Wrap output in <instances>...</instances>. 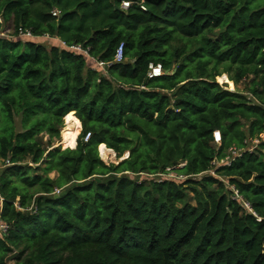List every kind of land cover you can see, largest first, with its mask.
<instances>
[{
  "label": "trees",
  "instance_id": "trees-1",
  "mask_svg": "<svg viewBox=\"0 0 264 264\" xmlns=\"http://www.w3.org/2000/svg\"><path fill=\"white\" fill-rule=\"evenodd\" d=\"M122 1L0 0V264H264V0Z\"/></svg>",
  "mask_w": 264,
  "mask_h": 264
},
{
  "label": "built area",
  "instance_id": "built-area-1",
  "mask_svg": "<svg viewBox=\"0 0 264 264\" xmlns=\"http://www.w3.org/2000/svg\"><path fill=\"white\" fill-rule=\"evenodd\" d=\"M133 4H135V2H132V1H130V0H123V1L121 2V6H120V7H121V9L126 10V9H128L130 6H132ZM138 6H139V8H140L141 10H143V11L145 10V8H144V6L142 5L141 2L138 3ZM51 14H52V16L56 17V16L59 15V11H57L56 9H53L52 12H51ZM45 37L49 38L48 36H45ZM18 38H20V39H27V38H37V37H34V36L31 34V32L28 31V30H19V32H18ZM61 47L66 48V49L69 50V51H72V52H75V53H81V54H83V55H85V56H88V51H87V50H82V49L80 48V46H78V45L66 46L63 42H61ZM123 54H124V44H123V43H120L119 46L117 47V49L115 50V54H114L113 61H114L115 63H121V62L124 60V55H123ZM102 65H103V64L99 63V66H100V67H101ZM149 69H150V73L148 74V78L158 77V76H160L161 73H162V72H161V68H160L159 65L156 66V67H153L152 65H150V66H149ZM88 139H89V134H87V135L84 137L83 141H84V142H87ZM215 140H216V142H219V135H218V134L215 135ZM231 152L234 153V151H231ZM57 192H58V191L56 190V193H57ZM245 207L248 208V205L245 204ZM1 225H2V228L5 229L4 232H6V230H7V226H6L5 224H1V223H0V226H1ZM4 232H1V231H0V233H4Z\"/></svg>",
  "mask_w": 264,
  "mask_h": 264
},
{
  "label": "bare ground",
  "instance_id": "bare-ground-1",
  "mask_svg": "<svg viewBox=\"0 0 264 264\" xmlns=\"http://www.w3.org/2000/svg\"><path fill=\"white\" fill-rule=\"evenodd\" d=\"M65 128L61 132L60 145L64 148L73 149L76 144L77 134L80 130V123L70 112L64 117ZM98 154L101 160H108L112 157V151L108 150L104 145L98 147Z\"/></svg>",
  "mask_w": 264,
  "mask_h": 264
},
{
  "label": "rangeland",
  "instance_id": "rangeland-1",
  "mask_svg": "<svg viewBox=\"0 0 264 264\" xmlns=\"http://www.w3.org/2000/svg\"><path fill=\"white\" fill-rule=\"evenodd\" d=\"M12 31H13V28H12V26H10V24L9 25H7V29L4 31V35H9V34H11L12 33ZM97 67H99V66H97ZM216 82L218 83V84H220V85H226V88L228 89V90H230V91H235V90H238V91H241V92H245V87L247 86V83H248V80L247 81H245L244 83H242V84H238V85H234L233 83H231L230 85H229V81H228V78H227V76L226 75H222L219 79H217L216 80ZM65 128V121H64V119H63V127H62V129L60 130V140H59V142H57L56 141V144H55V147H61V149H66V148H64L63 147V145H60V141H61V132H62V130ZM80 131H81V127H80V130H79V132H78V134H77V137L79 136V134H80ZM42 137H43V140H47L48 139V137L47 136H45V135H42ZM51 140H53V139H51ZM75 147H76V144H75ZM74 147V148H75ZM127 157V154H125L124 156H123V158H126ZM122 158V159H123ZM105 164H111V163H113V164H116V163H118L119 162V160H116V158H115V154L112 152V157L110 158V159H108V160H102ZM163 176H161V178H162ZM164 177H168V178H176L177 179V176H176V174H174V172L171 170V171H169L168 172V175H166V176H164ZM141 178H146V176H142ZM177 182H179V180L177 179L176 180ZM236 198H238V197H236ZM242 204L245 206V203H243V201H242ZM1 223V222H0ZM2 224V223H1ZM0 231L1 232H4L5 231V229L4 228H2V225L0 226Z\"/></svg>",
  "mask_w": 264,
  "mask_h": 264
},
{
  "label": "crops",
  "instance_id": "crops-1",
  "mask_svg": "<svg viewBox=\"0 0 264 264\" xmlns=\"http://www.w3.org/2000/svg\"><path fill=\"white\" fill-rule=\"evenodd\" d=\"M1 23H2V27H1V35H4V31L7 29V25H9L10 24V26H12V19H11V17H9V19L8 20H2L1 21ZM41 39H43V41L42 42H49V40H50V42H49V44H52V42L53 43H55L58 47H61V41L59 40V39H56V38H47V37H40ZM32 39H38V38H32ZM22 41H25L26 39H21ZM91 65V64H90ZM94 66H99V63H94ZM100 67V66H99ZM102 67V66H101ZM73 113V112H72ZM73 115H74V113H73ZM81 127V126H80ZM1 202H2V199L0 198V208H1Z\"/></svg>",
  "mask_w": 264,
  "mask_h": 264
},
{
  "label": "water",
  "instance_id": "water-1",
  "mask_svg": "<svg viewBox=\"0 0 264 264\" xmlns=\"http://www.w3.org/2000/svg\"><path fill=\"white\" fill-rule=\"evenodd\" d=\"M63 15H65V13H63V14H62V16H63ZM127 157H128V154H127ZM127 157H126V158H127ZM123 159H125V158H123ZM123 159H122V160H123ZM13 256H14V255H12V256H10V257H8V258H7V260H10V259H12V258H13Z\"/></svg>",
  "mask_w": 264,
  "mask_h": 264
}]
</instances>
